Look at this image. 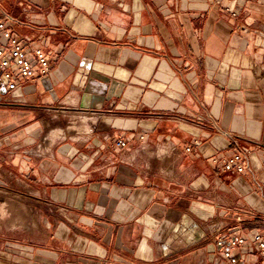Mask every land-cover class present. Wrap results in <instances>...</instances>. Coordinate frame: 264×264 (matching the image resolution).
<instances>
[{"label":"crops","instance_id":"obj_1","mask_svg":"<svg viewBox=\"0 0 264 264\" xmlns=\"http://www.w3.org/2000/svg\"><path fill=\"white\" fill-rule=\"evenodd\" d=\"M26 6L14 31L50 71L0 93V264H214L230 234L264 264V0H0V17ZM69 112L88 133L46 142Z\"/></svg>","mask_w":264,"mask_h":264},{"label":"built area","instance_id":"obj_2","mask_svg":"<svg viewBox=\"0 0 264 264\" xmlns=\"http://www.w3.org/2000/svg\"><path fill=\"white\" fill-rule=\"evenodd\" d=\"M35 10L31 6L24 7L22 14L19 16L5 15L0 17V93L12 91L19 86L20 81H32L45 75L50 71L49 56L44 50L30 38L25 37V44L22 39L16 35L14 27ZM264 37V29L260 31ZM31 53L33 59L28 56ZM117 146L127 147L126 142L122 139L116 141ZM175 150L174 144L163 145L156 150L158 157L170 158ZM187 151L190 147L186 148ZM223 168L230 173L240 174L245 169V156L241 153H234L223 160ZM257 242L258 255H264V237L258 233L253 237ZM219 247L218 254L214 264H239V258L234 256L232 249L235 246L243 245L244 239L241 237L234 238L233 234L229 236L218 235L214 241Z\"/></svg>","mask_w":264,"mask_h":264},{"label":"bare ground","instance_id":"obj_3","mask_svg":"<svg viewBox=\"0 0 264 264\" xmlns=\"http://www.w3.org/2000/svg\"><path fill=\"white\" fill-rule=\"evenodd\" d=\"M71 100V99H70ZM68 101V100H67ZM71 102V101H70ZM72 103V102H71ZM76 105V104H75ZM76 117L75 120H73L70 125L67 128H62V127H53L50 128L47 132L46 135L44 136V140L46 142H48L49 144L53 141V139H55L56 137L62 138V137H66L68 134H71V137L77 139L78 138V134L77 133H88L89 131V125H88V121H89V117H88V113L86 112H81V113H77L75 114ZM77 132V133H76ZM81 136V135H80ZM43 137V136H42ZM67 138V137H66ZM65 138V139H66ZM42 140V139H41ZM56 140V139H55ZM58 140V139H57ZM56 142V141H55ZM42 143V141H41ZM47 147V146H46ZM48 148V147H47ZM42 152V151H41ZM43 153V152H42ZM47 153V152H46ZM18 214V213H17ZM16 216V215H15ZM12 217V216H11ZM16 219V218H14ZM18 219V218H17ZM13 220V219H11ZM10 220V221H11ZM14 222H18V220L14 221ZM20 226V223H19ZM13 227V226H12ZM10 227V229L12 228ZM15 227V226H14Z\"/></svg>","mask_w":264,"mask_h":264},{"label":"rangeland","instance_id":"obj_4","mask_svg":"<svg viewBox=\"0 0 264 264\" xmlns=\"http://www.w3.org/2000/svg\"><path fill=\"white\" fill-rule=\"evenodd\" d=\"M58 112L60 113V115H61V114H62V115L67 114V111L64 110V109H63V110L59 109ZM69 114H70V119H72L71 121H69V122L71 123L73 120H75L74 117H76L75 114H77V113L69 112ZM70 123H69V125H70ZM69 125H68V126H69ZM68 126H67V127H68ZM67 127H66V128H67Z\"/></svg>","mask_w":264,"mask_h":264}]
</instances>
